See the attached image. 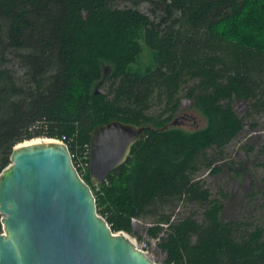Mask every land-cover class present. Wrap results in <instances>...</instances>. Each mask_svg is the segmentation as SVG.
I'll return each mask as SVG.
<instances>
[{"label":"trees","instance_id":"trees-1","mask_svg":"<svg viewBox=\"0 0 264 264\" xmlns=\"http://www.w3.org/2000/svg\"><path fill=\"white\" fill-rule=\"evenodd\" d=\"M116 1L0 0V170L15 143L60 139L111 232L143 220L165 264H264L261 223L222 220L226 192L200 176L242 127L231 101L264 105V0H146L149 14ZM143 46L152 61L140 68ZM182 96L203 126L170 124ZM111 118L145 129L92 185L89 133Z\"/></svg>","mask_w":264,"mask_h":264},{"label":"water","instance_id":"water-1","mask_svg":"<svg viewBox=\"0 0 264 264\" xmlns=\"http://www.w3.org/2000/svg\"><path fill=\"white\" fill-rule=\"evenodd\" d=\"M145 126L111 118L88 138L90 184L126 159ZM15 143L0 170V264H154L95 210L89 185L57 138ZM29 140V139H27Z\"/></svg>","mask_w":264,"mask_h":264},{"label":"rangeland","instance_id":"rangeland-1","mask_svg":"<svg viewBox=\"0 0 264 264\" xmlns=\"http://www.w3.org/2000/svg\"><path fill=\"white\" fill-rule=\"evenodd\" d=\"M118 5L129 4V0H117ZM148 2L137 3V8L149 14ZM152 61L151 52L145 47L134 66L144 67ZM6 65L18 73L21 69L16 58L7 55ZM104 67V72H106ZM98 86V84H97ZM96 86V88H97ZM231 105L235 113L242 119L240 130L224 145L222 158H217L218 170H204L200 176L212 195L219 196L218 188L226 192L222 199L220 217L222 220L245 218L259 221L264 228V105L259 108H249L243 98H234ZM203 116L189 105V99L182 96L175 114L170 119L171 125L183 129H192L204 125ZM198 210L189 204L181 208L182 212ZM146 223L138 218L131 219L133 233L125 236L140 249L154 264H165L164 253L157 246L158 238L145 233ZM1 232V231H0Z\"/></svg>","mask_w":264,"mask_h":264},{"label":"bare ground","instance_id":"bare-ground-1","mask_svg":"<svg viewBox=\"0 0 264 264\" xmlns=\"http://www.w3.org/2000/svg\"><path fill=\"white\" fill-rule=\"evenodd\" d=\"M38 138L32 139V140H28V141H24L23 143H27V142H31V141H36Z\"/></svg>","mask_w":264,"mask_h":264},{"label":"built area","instance_id":"built-area-1","mask_svg":"<svg viewBox=\"0 0 264 264\" xmlns=\"http://www.w3.org/2000/svg\"><path fill=\"white\" fill-rule=\"evenodd\" d=\"M87 157H88V152H87V155H86ZM85 163H83L82 164V166L84 165ZM74 168H75V166H74ZM76 170V169H75ZM77 171V170H76ZM78 173V172H77ZM78 175H79V173H78ZM80 176V175H79Z\"/></svg>","mask_w":264,"mask_h":264}]
</instances>
